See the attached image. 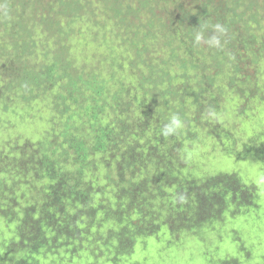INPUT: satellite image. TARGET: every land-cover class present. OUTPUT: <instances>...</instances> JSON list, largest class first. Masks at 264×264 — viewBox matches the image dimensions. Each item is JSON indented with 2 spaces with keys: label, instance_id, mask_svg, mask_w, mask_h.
I'll list each match as a JSON object with an SVG mask.
<instances>
[{
  "label": "rangeland",
  "instance_id": "rangeland-1",
  "mask_svg": "<svg viewBox=\"0 0 264 264\" xmlns=\"http://www.w3.org/2000/svg\"><path fill=\"white\" fill-rule=\"evenodd\" d=\"M225 1L0 0V99L16 97L6 105L0 101L1 170L8 152L19 151L16 140H49L55 161L72 177L91 182L96 175L92 187L84 184L79 190L87 189L89 198L94 195L95 201L109 206L119 181L114 170L100 168V150L89 148L94 156L87 159L75 147L78 140L87 146L97 144L95 130L100 125L96 127L86 108L95 97L103 126L112 128L113 135L123 130L126 148L136 142L157 143L159 132L154 135L153 127L163 128L172 114H178L184 127L175 134L178 144H172L189 153L205 148L196 172L231 170L259 188V204L232 205L234 214L226 209L223 216L216 214L213 228L200 229L179 246H172L175 232L163 227L142 238L143 251L141 246L118 263L97 259L94 246L87 251L89 256H75V262L60 252L46 256V263L225 264L237 259L249 264L256 258L251 264H264V0ZM217 23L227 29L226 34L217 33L221 48L194 43L196 30L211 37ZM41 74L45 79L36 89L34 77ZM98 81L104 83L103 90L110 82L105 97L95 96ZM11 83L16 84L10 89L13 94L6 90ZM130 87L139 89L140 104L116 105L126 99ZM18 101L16 113L9 115ZM147 113L154 121L143 132L138 123ZM207 120L225 125L214 129L220 143L209 135ZM195 135L197 141L192 139ZM70 138L71 144L61 148L59 141ZM145 169L144 176L156 172L151 164ZM125 174L133 176L131 169ZM29 196L38 201L33 211L42 212V190H31ZM16 208L22 210V205ZM84 211L80 221L92 223L89 206ZM99 220L97 215L95 228L84 226L83 237H91L84 251L94 242L103 244L99 236L115 224ZM7 230L12 232L2 220L0 232Z\"/></svg>",
  "mask_w": 264,
  "mask_h": 264
},
{
  "label": "clouds",
  "instance_id": "clouds-1",
  "mask_svg": "<svg viewBox=\"0 0 264 264\" xmlns=\"http://www.w3.org/2000/svg\"><path fill=\"white\" fill-rule=\"evenodd\" d=\"M172 16L173 14L171 13V17ZM135 17L137 18L138 16L135 15ZM134 19L135 18H133V20ZM169 25L172 27V32H175L177 30L176 27H174V22H172L171 24L169 23ZM213 28L214 32H212L211 37H209L200 28L196 30L194 34V43L197 45L206 43L209 47L221 48V40L217 33L226 34L227 29L219 23L215 24ZM206 35L207 38H205ZM203 48L206 49V47ZM48 71L49 67L44 71V73H48ZM121 72L122 71H120V73ZM43 74L39 75V78L34 77L36 79V85L34 86L36 89L41 86L42 80L45 79L42 77ZM53 74L54 72L52 71L51 75ZM75 83L76 81H71V84L74 85V87H76ZM43 84H45V81ZM52 84L53 82H51V85ZM103 84L104 83L100 84L99 81L95 83V96H106V88L109 90L110 82L107 83V87L104 90L102 89ZM11 88L15 89L16 84L14 85L11 83V86L7 87L6 89L9 91V93L13 94L12 92H10ZM128 90L126 94H124V97H126V99L122 98L121 100L123 101H118L116 105H119V103L124 101L127 107L131 104H140V98L138 97L140 95L137 91L139 89L135 87L134 90L133 87H130L128 88ZM5 95L6 94H3V96ZM117 95L119 96L120 94ZM13 96V99L9 100V98H5L0 99V101H2L5 105L7 103H12L14 102V100H16L14 94ZM63 98L65 100L66 97L63 96ZM92 100L94 104L91 106H86V108H89L88 110H90L88 112L89 116L92 113L91 117L94 119L96 127L100 125L99 129L95 130L97 143L99 141L98 137L102 134V132L100 131L102 129H110L112 139L118 144H122L124 131L120 130L113 135L112 128L104 127L103 121H101L96 113L97 108L99 110V101H97L95 97H92ZM20 101L23 103L22 100ZM17 107H19V101L15 105V110H11L8 114L11 115L13 113H16ZM3 109L7 113V108L4 107ZM23 114L24 111L21 115ZM5 117L6 120L11 119V117ZM72 118H74V116H71L69 119ZM152 121H154L153 115L151 113H147L146 117L139 121V128L142 129L143 132H145L147 129H149ZM17 124L21 123L17 122ZM218 125L225 128V125L223 123H216L210 120H207L204 126H206L207 130L210 131L209 135L213 134L212 136L218 139L220 138L219 134L216 135L214 133V129ZM183 127L184 122L180 119L179 115L172 114L168 122L163 125V128H160L157 125L154 126L153 133L155 135L159 132L156 137H159L161 135L165 140L168 139L170 141L171 136H174L176 139L175 134H177ZM229 133L231 132L229 131ZM237 137L240 136L237 134ZM192 139L197 141L198 136L195 135V138ZM59 142L60 147L62 148L66 145L71 144V138L69 141ZM172 142L175 143L174 140H171V143ZM218 142L220 143L219 139ZM14 143L18 146L19 151L17 149L10 150L5 157V167L3 168V170L0 169V222L2 220H6V223L12 228V232H10L9 230H7V232H0V252L4 248V241L13 234L14 226L12 225V223L17 226L18 224L23 222L26 217L33 219L44 215L42 208V212L33 211L32 206L38 204V201H36L33 197L31 198L30 196H28L27 198L20 199L17 203L15 202V200L13 202V199L6 200V197L13 194L16 196L17 193L23 192L25 188L29 187V185H34L32 190L40 189L44 193L42 202L46 201L48 198H51L49 196H46L45 192L42 189V184L45 185V177L48 171L53 166L57 167V172H55L52 176V178H56V181H58L59 178H63L66 184L69 183V185H71L76 184V180L78 179L72 177V173L69 169L63 167L61 164L55 161L54 155L56 153V150L51 149L52 146L49 140L40 139L36 141L26 139L20 142L16 140ZM175 144L177 145L178 143L176 142ZM80 145L83 146L84 141L78 140L75 146L76 150L82 156V153L79 149ZM176 145L174 146L177 147ZM84 146L88 149L95 148L99 150L97 148V144H93V146ZM130 147L134 148V150L136 149L137 151H139L142 149V147H144V145L136 142L130 145ZM204 149L205 148L201 149L200 151H193L192 153H189V151H186L183 148L178 149L177 147V151L181 159L176 163V167L178 168H176V170H174V172L172 173H162L163 171L168 170V162L163 157L158 155H152V157H154L152 160H145V162L141 160V169L136 172L131 170L133 174L132 177H126L125 174L124 177L126 180L124 182H120L121 176H119L118 172L113 169L119 181L117 184V188L114 190V196L109 198V206L104 205V202L99 200L102 202V204H96L94 202V208L92 207V204H81L82 206H84L83 209L80 207H73L69 205L67 208H64L62 212H60V214L59 212L57 213V218L68 219V222L70 224V226H68L62 225L60 224V222L57 223L56 233L59 236V239L62 241H73L74 244L71 243L70 245L65 244L60 246L56 245L55 251L51 252L52 256L55 253L64 252L71 255L74 261L75 256H83L84 254H86V257L89 256L87 251L92 246H94L96 251H98V254L95 255L97 259L118 263L122 259H125L126 256L130 255L134 250L138 251V248L142 246L141 244L139 245V242L142 240V238L154 235L158 231L161 232L163 230V227H167L169 228V230L175 232L176 240L172 246H179L185 242L187 237L193 238V236L200 229L204 227L213 228L215 225L214 222H216V214L220 216V214L222 213L223 216V214L227 210H229L231 214H234V210L230 211L232 205H257L260 203L258 186L245 183L236 173L230 172L231 170H219L216 172L203 171V173L196 172V162L203 159L202 155H204ZM103 153L104 151L100 150V160L102 161ZM193 159L195 160V164H193ZM150 164L153 166V169L151 171H154L156 169V172L154 174L144 176L145 174H147V172H143V170L147 171L145 168ZM102 166L107 167L105 163H101L100 168H102ZM65 173L67 176H65ZM228 176L231 178L230 182H227L226 180ZM73 179L74 181H72ZM141 180L146 182L149 186L157 188V190L160 192V197H158L157 200L153 199L150 205L145 206L142 213L139 212L138 209L134 211L135 213H137L134 217L136 218L137 216H140V222L144 223L145 227L144 230H142L140 233H136L133 242L125 247L123 246V244L121 245L119 243L120 239H117V233L122 229V225H120L116 219L115 210L121 207H128V204H122L125 202V198L122 196L123 188H128V186L133 188L134 184L140 183ZM38 185L39 188L37 187ZM81 186L82 185H79L78 187ZM241 187H244L243 190H248L250 194L243 195L242 191L240 192ZM96 193L99 192L94 191V194ZM86 195L89 198L88 194ZM117 195L121 197V199L119 200L121 204H116ZM92 197L94 198V195ZM76 198H79L81 200V196L77 195ZM42 202L40 204H42ZM16 204L22 205V210H18L16 208ZM85 206H89L90 211L93 212L92 214H90V216L94 214L92 223L85 220L80 221L81 216L86 213L84 211ZM70 211H72V213ZM97 215H99L100 217L99 221H114L115 224L110 226L109 231L107 230L106 234L99 236L98 239H101L103 241V244H101L100 242H94L86 251H84L83 248L85 247V244H87V242L91 239L90 236H87L86 238L83 237V233L85 232L84 226L90 225V228H95ZM222 216L218 222H221ZM222 222H227V217H224ZM153 223L158 224L159 228L150 233V230L153 227ZM80 229H82V232H79ZM135 230L136 227L130 228V231ZM79 237H81L82 239H80ZM140 249H142L141 251H143V246ZM255 260L256 258L253 259L249 264H251ZM258 260L260 261V259ZM237 261L238 262L235 264H240L239 260ZM228 262L230 263V261ZM241 263L245 264L243 261H241ZM0 264H12V261L9 258L2 257L0 258Z\"/></svg>",
  "mask_w": 264,
  "mask_h": 264
},
{
  "label": "trees",
  "instance_id": "trees-1",
  "mask_svg": "<svg viewBox=\"0 0 264 264\" xmlns=\"http://www.w3.org/2000/svg\"><path fill=\"white\" fill-rule=\"evenodd\" d=\"M229 1V0H228ZM225 3L226 1L223 0ZM222 2V9H226L225 4ZM205 47V46H204ZM100 132L102 134L98 137L99 141L97 143V148L103 150V161L100 160L98 163H105L107 167L115 169L119 176H121L120 182H124L125 172L127 169H131L134 172L141 169V160H152L154 157L152 155H158L163 157L167 162V171H163V174L172 173L176 170V163L180 161V155L171 140L177 142L174 136L168 139H164L161 135L156 137L158 142L152 144L151 142H146L141 150L137 151L134 148H126L122 144H118L112 139L110 129H102ZM82 156L89 159L94 156V154L88 152V148L84 145L79 146ZM111 158V159H110ZM50 162V161H49ZM49 164V163H48ZM57 172V167L53 166L47 173L45 177V185L42 184V189L48 198L43 201L42 211L43 216L36 218L26 217L23 222L17 226L12 223L13 234L4 241L3 250L0 252V258H9L12 264H46L45 257L52 255V251L55 250L56 245H70L74 244L73 241H62L56 233V225L60 222L62 225L70 226L68 219L57 218V213L62 212L64 208L69 205L73 207H80L83 209L84 206L81 204H102L101 201H95L93 197L90 199L87 197V189L79 190V185L92 184L96 182V175L91 178V182L87 181L85 178H78L76 184L69 185L66 184L63 178H52L53 174ZM65 176L66 173H65ZM227 182H230L231 178L228 176L226 178ZM69 185V186H68ZM34 185H29L25 188L23 192L17 193L15 196L10 195L5 199H13V202L17 203L20 199L27 198L29 192L32 190ZM241 187L243 195H249L248 190H243ZM81 196V202L76 199V196ZM125 202L122 204H128L127 208H119L115 210V215L118 223L122 225V229L117 233V239L119 243L123 246H128L133 242L136 233H140L144 230V223H141V217L133 216L134 211L138 209L139 212L144 211V207L150 205L153 199L160 197V192L157 188L149 186L146 182L140 181V183L134 184V187L123 188V195ZM121 197L117 195L116 204H121L119 200ZM93 202H92V201ZM95 202V203H94ZM14 204V203H13ZM131 227H136L135 231H130ZM159 228L158 224L153 223V227L150 233L154 232ZM82 232V229L79 230ZM82 239L81 237H79ZM230 263H237L236 259L228 260ZM225 261V263H229Z\"/></svg>",
  "mask_w": 264,
  "mask_h": 264
},
{
  "label": "bare ground",
  "instance_id": "bare-ground-1",
  "mask_svg": "<svg viewBox=\"0 0 264 264\" xmlns=\"http://www.w3.org/2000/svg\"><path fill=\"white\" fill-rule=\"evenodd\" d=\"M52 26H53V25H52ZM85 29H86V28H85ZM99 39H100V38H99ZM108 42H109V41H108ZM229 86H231V85H229ZM232 86H234V85H232ZM210 107H211V106H210ZM204 108H206L205 105H204ZM207 109H208V108H207ZM207 109H205V111H206ZM209 109H211V111L213 110L212 107L209 108ZM208 111H209V110H208ZM208 111H206V112H208ZM210 113H211V112H210ZM210 113H209V114H210ZM209 116H210V115H209Z\"/></svg>",
  "mask_w": 264,
  "mask_h": 264
}]
</instances>
